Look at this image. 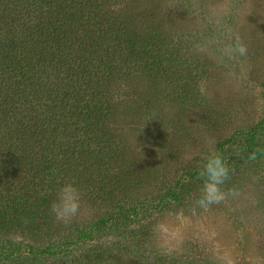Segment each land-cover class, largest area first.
I'll use <instances>...</instances> for the list:
<instances>
[{"label": "trees", "instance_id": "trees-1", "mask_svg": "<svg viewBox=\"0 0 264 264\" xmlns=\"http://www.w3.org/2000/svg\"><path fill=\"white\" fill-rule=\"evenodd\" d=\"M157 3L0 0V264H164L146 251L149 218L189 200L203 166L157 184L124 127L149 121L164 147L168 110L204 105L203 75ZM216 153L230 177L240 163L264 169V119ZM66 182L96 219L55 218ZM189 259L216 264L206 253Z\"/></svg>", "mask_w": 264, "mask_h": 264}, {"label": "rangeland", "instance_id": "rangeland-1", "mask_svg": "<svg viewBox=\"0 0 264 264\" xmlns=\"http://www.w3.org/2000/svg\"><path fill=\"white\" fill-rule=\"evenodd\" d=\"M156 1L163 20L172 24L171 32L196 65L189 69L203 75L198 79L204 105L168 110L164 127L167 149L156 144L158 130L153 123L142 122L140 130L124 127L133 152L155 172L158 184L164 180L173 183L185 168L204 166L220 142L264 119V0ZM237 39L246 45L247 53L229 57L225 50ZM263 174L264 169L256 164L240 163L222 186L225 199L220 204L193 214L195 199L191 195H200L202 184H198L188 191L189 200L167 204L161 214L151 216L152 234L146 251L152 262L156 255L164 264H183L197 254L216 259L226 252L233 264H264ZM233 189L237 195L231 194ZM75 217L81 222L97 218L87 204L71 219ZM160 222L179 233L171 254L157 247L153 229ZM114 235L105 233L102 242Z\"/></svg>", "mask_w": 264, "mask_h": 264}, {"label": "clouds", "instance_id": "clouds-1", "mask_svg": "<svg viewBox=\"0 0 264 264\" xmlns=\"http://www.w3.org/2000/svg\"><path fill=\"white\" fill-rule=\"evenodd\" d=\"M247 53V47L239 39L229 45L225 54L229 57L243 56ZM232 169L227 160L218 153L209 154L206 158L203 169L199 173L202 181L200 195L192 205V212L197 209L207 211L211 206L220 204L225 199V192L222 186L229 179ZM232 195H237L233 189ZM81 207V193L73 182H66L57 192L55 201L51 204V212L57 220L63 221L75 216ZM156 234V244L159 250L165 254H171L175 250L174 241L179 237V233L171 230L169 226L160 222L154 226ZM216 264H233L228 253L216 256Z\"/></svg>", "mask_w": 264, "mask_h": 264}]
</instances>
